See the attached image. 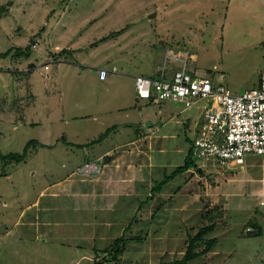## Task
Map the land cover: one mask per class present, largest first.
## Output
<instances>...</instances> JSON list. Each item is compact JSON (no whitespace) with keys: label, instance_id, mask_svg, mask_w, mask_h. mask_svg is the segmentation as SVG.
<instances>
[{"label":"rangeland","instance_id":"obj_1","mask_svg":"<svg viewBox=\"0 0 264 264\" xmlns=\"http://www.w3.org/2000/svg\"><path fill=\"white\" fill-rule=\"evenodd\" d=\"M7 1L9 8L0 18V53L12 47L14 53L29 44L33 50L30 57L0 58V152L22 153L29 140L39 143L30 145L23 161L0 156V264H38L47 253L52 262L62 254L64 264H73L86 253L76 264H95L105 253L95 252L90 244L110 248L131 223L126 236L132 238L119 259L104 264H158L182 256L188 234L210 223L205 216L209 210L217 222L210 236L217 241L190 264H264V207L259 204L264 195V154L250 153L243 168L204 160L201 172L193 169L165 182L159 200L151 197L134 213L90 211L86 195L85 204L74 211L75 196L62 194L54 198L56 203L48 196L51 189L69 186V175L79 176L88 154L121 143L132 146L138 131L155 130L159 138L193 148L191 135L201 123L203 102L190 107L167 100L148 102L138 96L132 75L155 77L165 67L169 77L181 66L174 57L188 52L191 70L208 75L215 84L234 93L256 86L264 74L263 0H0V4ZM62 48L71 53L60 54ZM29 62L37 65L30 72ZM113 66L120 73L100 79L99 69ZM174 168H166V175ZM154 175L158 184L167 178ZM42 189L46 195H40ZM39 197L42 206L71 208L64 214L74 216L63 226L55 222L46 230L48 235L65 232V243L47 241L40 234L41 243L31 242L34 226L28 222L39 208L26 206ZM102 212L109 223L98 226ZM97 228L107 231L99 236ZM138 234L143 238H135ZM25 235L28 239H21ZM39 251L45 254L37 256Z\"/></svg>","mask_w":264,"mask_h":264},{"label":"crops","instance_id":"obj_2","mask_svg":"<svg viewBox=\"0 0 264 264\" xmlns=\"http://www.w3.org/2000/svg\"><path fill=\"white\" fill-rule=\"evenodd\" d=\"M32 50L29 55H25V56L30 57V55L32 54ZM10 55L12 56V58H17L18 57L17 55L22 56V54H19L18 52L11 53ZM20 64L23 65L22 63ZM29 64H33V65H29ZM29 64L27 65L28 72H30L32 69L37 68V65L35 63L29 62ZM119 73L120 72H114L111 74H119ZM132 76L134 80L135 74ZM107 78L108 76L105 79H102L100 77V79L102 80H106ZM134 86H135V81H134ZM127 125L130 124L127 123ZM114 127L115 125L109 128L113 129ZM189 130H191L190 125H189ZM193 134L194 132L191 135L192 137ZM166 136H168V134H166ZM170 136L174 137V133L170 134ZM135 137L136 138L132 142V146L121 143L115 147H107L105 150H102L103 152L99 154H95V153L88 154L89 156H86L81 161L82 164L88 161L96 160L104 156L105 165L103 166L102 172L98 175L79 174L80 177L79 176L73 177L69 175L68 179L66 180V182H71L69 183L70 184L69 186L63 187L59 190L51 189V191L48 192V196H50L52 198L51 200L54 201L51 203H56L54 198L57 199L62 194L75 196L72 201V210H74L76 208V205L81 208L80 205L85 204L83 200V196L86 195L87 201L89 203L87 205L91 208L90 211H92L95 208L96 210L99 209V211L100 210L105 211L107 215L108 213H111L110 211L113 212L114 210H118L120 213L122 211L123 212L125 211L126 214L128 213V211L134 213L136 209L139 210L140 206L143 203L148 202L151 197H153L152 198L153 200L155 199L159 200L158 196H161L163 194L164 189L163 187H161L160 189H157L155 190V192H153V188L158 183L157 182L158 179L154 175L155 172L157 173V176L158 175L163 176V174L166 176L167 173L166 168H171L172 166L176 168L178 165L184 164L186 155L188 154L191 148L188 145V147L184 149L183 141H174L169 138L164 139V137L159 138L155 130L154 131L152 130L151 132L138 131ZM64 138H66V136H64ZM48 144L49 143H47V145ZM56 144L57 143H50L49 146L53 147ZM73 144L77 145L80 143L73 142ZM200 160L198 161L197 167L192 166L185 172L191 170L193 171V169H197L198 171L201 172L202 171L201 166L202 165L204 166V164H203V160L201 161ZM151 171L152 172L155 171V172L152 173ZM183 173L179 175H182ZM173 179H171L170 181H172ZM46 188H49V186H46ZM44 189H42L40 195L44 193H45L44 195H46V192H43ZM180 190L182 189L178 188L177 194L181 193ZM155 194L157 195V197H155L156 196ZM173 195L170 196L173 197ZM40 199L41 198L39 197L26 206L28 210H31L34 207L39 208L38 212L36 211L35 214L32 216L31 218L32 220L28 222L30 225L34 226L35 238L33 236H30L31 242L38 241L41 243L40 238H38V235L40 234V236L44 235V237L47 238V241H57L58 239L60 244L65 243V238H66L65 232H63L61 235L58 234L48 235L46 230H50L52 228L51 226L55 222H57L60 227L63 226L66 219L74 216V214H72L71 216L69 215L68 217H66L67 213L64 214L66 211L70 210L71 208L67 205L65 206L59 204L56 205L53 204V207L51 208L50 203H47L44 206H42V202ZM77 203H79V205ZM135 205H138V207L135 208ZM23 209L25 208H22V210ZM52 211H57V212L54 213L55 214L54 215L51 213ZM20 213H23V211H21ZM105 213L102 212L104 217L101 216L100 220L101 221L103 220V222L101 224H98V226L107 225V223H109V221H107L106 219V216L104 215ZM118 219L121 220V217ZM122 221H123L122 224H124L125 220L123 219ZM15 224H18V220L15 222ZM125 225L127 226V224ZM97 229L98 230L96 229L95 230L97 231L99 236L102 234L103 231H107V228L101 230H99V228ZM7 231L10 233L9 230ZM21 239L27 240L28 235L23 236ZM47 241L44 239V243L42 244L46 245L45 243H47ZM68 244L71 245V243L69 242ZM39 254H40L39 251L37 256L40 255L43 256L45 253L40 255ZM50 254L51 253H47V255H44L42 259L40 258L41 260L40 259L38 260V264L40 263V261L42 264H64L62 262V258H63L62 254L60 255V253H58L56 257H54L56 261L53 262L51 260L52 257L50 256ZM84 257H87L86 253H82V255H80L79 258H76L75 259L76 262L74 261L73 264H76L77 262H79L81 258Z\"/></svg>","mask_w":264,"mask_h":264},{"label":"built area","instance_id":"obj_3","mask_svg":"<svg viewBox=\"0 0 264 264\" xmlns=\"http://www.w3.org/2000/svg\"><path fill=\"white\" fill-rule=\"evenodd\" d=\"M174 58L181 61V66L169 77H166L165 67L155 77L137 74L135 89L140 98L152 102L174 101L185 107L203 102L201 123L193 134L194 156L203 161L215 160L214 166L240 165L243 168L250 153L264 154V74L256 86L234 93L223 84H215L208 75L193 72L190 53ZM99 71L100 77L105 79L119 69L101 67ZM104 162V156L85 162L77 172L98 175ZM259 204L264 207V195L259 198Z\"/></svg>","mask_w":264,"mask_h":264},{"label":"trees","instance_id":"obj_4","mask_svg":"<svg viewBox=\"0 0 264 264\" xmlns=\"http://www.w3.org/2000/svg\"><path fill=\"white\" fill-rule=\"evenodd\" d=\"M11 1H7L4 4H0V18L2 17L3 13L9 8ZM31 44L27 45L25 48H20L18 47L16 49L15 52H18L19 54L22 55H29L31 53L32 50ZM14 50V48H9L7 51L0 53V58L3 57H7L8 55H10L12 53V51ZM69 52L68 49H61L60 50V54L62 53H66ZM194 72V71H193ZM152 102V101H149ZM110 129V128H109ZM109 129L106 130V133L104 134H108L109 133ZM100 140L103 139L102 138V134L100 135ZM98 140V139H97ZM95 140V142L97 141ZM38 140L36 139H31L29 140L25 147H24V151L22 153L20 152H10V153H1L0 152V156L1 158L5 159V160H10V161H23L26 157L28 148L30 147L31 144H38ZM196 159V160H195ZM106 160V159H105ZM248 160V159H247ZM196 161V162H195ZM198 163H197V158L194 156L193 154V149L191 148L188 152V154L186 155L184 164L178 165L170 174L166 175L164 178L162 179L161 182H159V184L157 183L155 185V187L153 188V192H155V190L160 189L161 187H163V184L169 180H171L172 178L176 177L177 175L185 172L186 170H188L190 167L192 166H196L197 167ZM79 174V173H78ZM206 218H208L210 220V223H206L201 225L198 230L196 231V233H189L188 234V238L186 241V247H185V251L182 254L181 257H176L173 258L171 260H165V259H161L159 261L158 264H190L194 259H196L197 257H200L204 254H206L208 251L211 250V248L215 245L217 238L215 236H210V234L215 231L216 226H217V222L214 218V214L213 211L209 210L207 212V214H205ZM133 223L128 224L124 230L122 235H120L119 237H117L114 241V244L109 248V245L107 247H103V248H96V244H91V248L95 251V252H103L105 253L102 257H98L95 261V264H104L106 262H108V260L110 259H115L118 260L119 257L118 255L124 251L123 247L125 245V243L132 238L131 235H129L128 237L126 236L127 230L130 229V227L132 226ZM250 227V226H249ZM143 234H138L137 236H135V238L137 239H141L143 238ZM130 237V238H129ZM111 244V243H110ZM93 245V246H92Z\"/></svg>","mask_w":264,"mask_h":264},{"label":"water","instance_id":"obj_5","mask_svg":"<svg viewBox=\"0 0 264 264\" xmlns=\"http://www.w3.org/2000/svg\"><path fill=\"white\" fill-rule=\"evenodd\" d=\"M154 14V13H153Z\"/></svg>","mask_w":264,"mask_h":264}]
</instances>
